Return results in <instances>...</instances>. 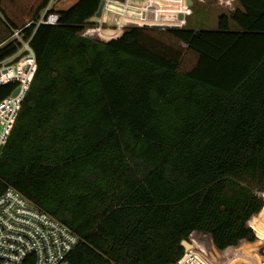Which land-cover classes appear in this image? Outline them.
<instances>
[{"label":"trees","instance_id":"16d2710c","mask_svg":"<svg viewBox=\"0 0 264 264\" xmlns=\"http://www.w3.org/2000/svg\"><path fill=\"white\" fill-rule=\"evenodd\" d=\"M51 1L0 0V64L16 31L36 62L0 195L14 187L66 224L71 264H170L186 246L202 264H264L249 225L263 200L235 180L264 192V0H236L216 30L106 42L81 35L102 0L41 24ZM18 86L0 85V102Z\"/></svg>","mask_w":264,"mask_h":264},{"label":"built area","instance_id":"2783aa9c","mask_svg":"<svg viewBox=\"0 0 264 264\" xmlns=\"http://www.w3.org/2000/svg\"><path fill=\"white\" fill-rule=\"evenodd\" d=\"M151 5L154 7V3ZM49 10L47 8L44 11L40 23L55 25L59 21V14ZM170 17L172 19L168 20L171 22L167 25L176 27L181 23L177 22L179 15ZM19 35L20 32L16 31L13 39L18 40ZM81 35L84 36V33ZM26 49L29 51L27 55L31 53L33 56L34 51L30 43ZM33 61L36 65L35 54ZM17 66H9L6 63L0 69V85L18 82V87L21 89L16 96L12 93L0 102V148L5 146L9 139L33 78L31 76L26 83L24 76L20 77L22 75L16 73ZM9 67H12L13 76L12 73L4 71V68ZM78 243L79 237L66 224L37 207L16 188L9 187L0 195V264H71L69 257ZM170 264H202V262L197 253L186 246L184 255Z\"/></svg>","mask_w":264,"mask_h":264},{"label":"rangeland","instance_id":"374dc122","mask_svg":"<svg viewBox=\"0 0 264 264\" xmlns=\"http://www.w3.org/2000/svg\"><path fill=\"white\" fill-rule=\"evenodd\" d=\"M74 1L76 3L78 0H68L67 2L65 0H52L49 7L56 11L67 9L75 4L73 3ZM180 1L185 2L186 0H127L126 2H122L120 0H106V7L103 9L102 16H94L91 18L87 22V25L82 33L86 35V33L90 31L95 35L97 38L96 40L106 42L120 38L125 32L134 27H150L161 29L185 28L188 27V25L184 20H182L183 24L180 23L177 27L167 25V23H170V20L172 19L170 17V10H179ZM197 2L203 7V12L205 11L207 5H209L208 7L210 9L208 17H210L211 20H208L206 24H203L201 30H215V24H219L220 16L223 14H231V12H233V8L229 6L228 9L226 6L227 4H225L230 3V0H206V2ZM152 3H154V7L159 10H156L151 5ZM221 3H224L225 6H222ZM198 4L197 7H199ZM182 5L186 7L185 3H182ZM184 13L185 12H181L180 14ZM177 22H180V20H177ZM232 26L234 27L235 24L232 23ZM217 28L218 27H216V29ZM110 31L112 33H110ZM12 40L15 41L13 38ZM17 42L22 44V47L16 54L19 55L23 51L27 50L26 47L29 42L25 41L23 35L21 34L19 35ZM15 56L0 64V69H2L6 63H9V61H11ZM33 57L34 54L32 56L30 53L22 59V61L19 63V66H17L18 64L14 65L17 66L15 68L16 73H18L19 76L22 75L20 77L24 76L26 83H28V79L31 78L32 74H34L33 72L35 68ZM11 69L12 67L4 68V71H6L5 73H12L11 76H13V71ZM235 180L244 187H247L249 190L259 195L264 203V192L259 191L260 187L255 184V180H250L247 177L235 178ZM249 225L253 228L257 238L253 245L254 248H257L258 246L264 248V205L258 216L255 218L253 217L249 222ZM257 225L260 226L258 227Z\"/></svg>","mask_w":264,"mask_h":264},{"label":"crops","instance_id":"0c3cea01","mask_svg":"<svg viewBox=\"0 0 264 264\" xmlns=\"http://www.w3.org/2000/svg\"><path fill=\"white\" fill-rule=\"evenodd\" d=\"M65 1L67 2L68 0H65ZM197 1L206 2V0H186L185 2L180 1L179 10H170V16L179 15L180 22L183 24L182 20H184L186 24L188 25L187 28L193 29V30H201V27H203V24H206L208 20H211L210 17H208V13L210 12V9L208 7L209 5H207L205 11L203 12V7L199 5ZM73 3H75V1ZM182 3H185V5L188 4V6L184 7ZM197 4L199 7H197ZM225 4H227L226 5L227 8L231 6L233 8L232 9L233 11L236 9V7H238V3L236 0H230V3H225ZM221 5L225 6L224 3H221ZM48 9H51V8L48 7ZM181 12H185V13L180 14ZM216 27H218V24H215V27H214L215 30H216Z\"/></svg>","mask_w":264,"mask_h":264},{"label":"water","instance_id":"95a60500","mask_svg":"<svg viewBox=\"0 0 264 264\" xmlns=\"http://www.w3.org/2000/svg\"><path fill=\"white\" fill-rule=\"evenodd\" d=\"M59 1H62V0H59ZM122 2H124L125 0H120ZM105 5H106V0H102L101 1V5H100V8L98 10V12L96 13V17H100L102 16V13H103V9L105 8ZM84 37L88 38V39H91V40H96L97 38L95 37V35L92 33V32H88L86 33V35H84ZM29 53V51H23L22 53H20L19 55H16L11 61H9V63H7L9 66H13V65H16V64H19L22 59ZM20 87H18L14 92H13V95L16 96L19 92H20ZM4 148L5 146H2L0 148V157L4 151Z\"/></svg>","mask_w":264,"mask_h":264},{"label":"bare ground","instance_id":"6f19581e","mask_svg":"<svg viewBox=\"0 0 264 264\" xmlns=\"http://www.w3.org/2000/svg\"><path fill=\"white\" fill-rule=\"evenodd\" d=\"M79 1V0H78Z\"/></svg>","mask_w":264,"mask_h":264}]
</instances>
